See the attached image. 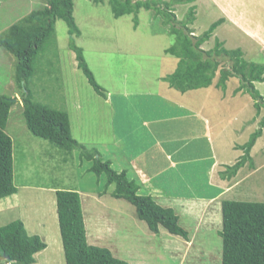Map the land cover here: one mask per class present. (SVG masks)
Wrapping results in <instances>:
<instances>
[{"label":"rangeland","instance_id":"obj_1","mask_svg":"<svg viewBox=\"0 0 264 264\" xmlns=\"http://www.w3.org/2000/svg\"><path fill=\"white\" fill-rule=\"evenodd\" d=\"M73 2V16L81 34L72 39L83 49L104 96L94 92L78 69L75 53L68 46V28L57 21V46L39 56L38 63L44 62L46 67L41 77L38 74L31 79L35 100L65 111L73 138L87 150H97L115 171L126 170L128 179L138 184L140 180L132 172L129 159L136 147L131 145L129 151V144L138 142L146 148L153 143L148 128L140 126L139 121L146 118L149 127L170 119L161 124L169 128L168 135L154 140L160 143L162 156L170 157V169L164 166L159 180L150 184H161L172 197L191 192V198L171 201L188 241L164 228L159 234L150 232L130 203L113 197L114 185L106 188L105 176L89 171L92 163L81 159L78 150L66 153L28 131L22 115L24 89L16 81V60L3 48L0 97L15 101L5 133L13 143V183L17 192L0 200V227L20 221L29 236L41 239L46 247L35 255V264H66L54 192L74 190L80 196L88 243L108 249L115 258L128 264H221V203H264V129L251 152L254 169L245 165L226 180L227 189L220 190L223 193L215 202L201 201L220 193L216 186H210L214 182L208 185L210 174L206 170L218 162L224 164L217 170L222 173L238 161L243 153L237 146L244 145L259 128L264 109L256 116L253 101L246 93L231 98L238 86L236 78L228 82L224 101L223 92L214 87L184 94L171 88L163 78L178 64L175 57L165 53L173 38L160 18H154L153 11L141 10L134 29L133 16L114 18L108 0L98 5L91 0ZM45 4V0H0V35ZM190 6H196L197 19L191 27L194 35H201L223 18L225 22L214 31V38L223 41L227 50L241 49L247 61L264 63V0H195L173 6L178 20L184 19ZM214 38L203 45L205 50L213 48ZM255 87L264 98V83H256ZM180 113L191 117L199 114L207 120L209 130L201 124H194L192 129L191 123L181 127L180 120L176 121ZM172 136L174 139H170ZM178 160L188 161L184 168L192 171L180 173L182 180L175 174L176 169H183L175 166ZM139 194L145 195L144 190Z\"/></svg>","mask_w":264,"mask_h":264},{"label":"trees","instance_id":"obj_2","mask_svg":"<svg viewBox=\"0 0 264 264\" xmlns=\"http://www.w3.org/2000/svg\"><path fill=\"white\" fill-rule=\"evenodd\" d=\"M194 1L108 0V5L116 19L132 15L134 29L138 26L137 16L141 10L153 11L154 18H160L167 34L173 38L172 45L165 53L178 60L175 71L163 78L171 88L184 94L214 87L223 92L224 99L228 82L236 78L238 86L232 90L231 98L239 93L248 94L256 109V116H259L261 109H264V98L255 84L264 83V63L249 62L241 49L227 50L223 41L214 38V31L225 22L223 18L213 22L201 35H194L191 27L197 19L196 6L189 7L183 20L177 19L173 7ZM91 2L98 5L104 0ZM45 3L0 35V48L16 60V81L24 89L21 98L22 115L28 131L66 153L78 150L81 159L85 158L92 163L89 171L98 176L104 175L106 188L114 185L113 197L130 203L135 208L138 219L145 222L150 232L159 234L160 228H164L169 234L188 241V233L180 227L179 217L172 207H163L150 195H140V185L128 179L126 170L115 171L111 162L104 161L97 150L89 151L73 138L65 111L53 109L35 100L31 79L38 74L41 77L42 68L46 67L44 62L41 65L38 63L39 56L47 48L57 46V21L63 22L68 28V46L75 53L78 69L94 92L104 96L103 89L84 59L83 49L72 39V36L78 37L81 34L73 16V0H45ZM212 38L215 42L213 48L205 50L203 45ZM14 103L15 101L0 97V200L17 192L13 183V143L5 133L9 111ZM263 129L264 116L249 140L244 145L237 146L243 154L233 166H227L224 172L219 173L221 179L230 180L245 165L250 170L254 169L251 152L256 140L262 136ZM141 146L136 142V147ZM130 147L131 144L129 151ZM54 194L66 264H128L115 258L108 249L88 243L78 192L56 189ZM221 215V264H264V203L223 201ZM45 247L38 236L27 234L20 221L0 227V258H3L0 259V264H35V255Z\"/></svg>","mask_w":264,"mask_h":264},{"label":"crops","instance_id":"obj_3","mask_svg":"<svg viewBox=\"0 0 264 264\" xmlns=\"http://www.w3.org/2000/svg\"><path fill=\"white\" fill-rule=\"evenodd\" d=\"M223 96H221L222 98ZM227 98V96L223 99L222 101H224ZM146 118H141V120L139 121L140 126H142L143 128H148V130L146 131L151 138H153V143L149 146H147L145 148V146H141L140 147H136V143L135 142H131V145H135L134 147H136L135 149H139V150H135L131 152V155L129 157V159L131 160L130 165H132V172L135 175H138L137 177L140 180V190H144V194L145 195H150L152 197L155 198V200L162 205L163 207H171L173 206V204L171 203V201L173 203H178L180 200L174 201L173 199H183V198H191V192L188 194H184V193H179L177 195V197H172L171 195H169L168 192L165 191V189L162 187L161 184L157 183L156 184H150V182L154 179H158V177L163 174L165 172V167H167L166 170H169L170 167L167 166V162H170V157L169 156H162L163 154V150H159L160 143L157 141H154L156 136L161 135L162 137L164 135H168L169 133V128H164L163 126H161L162 123H169L171 120L169 119L167 122L164 119H161L157 124L155 125H151V126H147L146 125ZM180 120V126L181 127H185L186 124L190 125L189 123H191V129L192 126L195 125H203L205 126V131L209 130V128L207 127L208 125L205 124V122L207 121L205 118H202V116H200L199 114H193V117H191L190 115H185L183 113H180V117L176 120L179 121ZM175 121V120H173ZM188 121V123L186 122ZM173 129V127H172ZM199 128L196 127V130H198ZM166 130V132H165ZM212 134V132H209ZM202 134V130L200 131V135ZM170 139H174V136H172V138ZM172 150V149H171ZM236 150V149H235ZM174 155L177 154L176 150H173ZM188 161L183 160L182 162L180 160L177 161V163L175 164V166L178 167H182L183 169L181 170V172H179V169H176L177 172L175 173L176 175L181 173V175H185L183 173H189L191 174V168H184V166L187 164ZM217 162V161H216ZM173 164L175 163V161L172 162ZM224 165L223 163H212V165L210 167H208V169L206 170L207 174H210V178L208 179V185L210 186H216L218 188V192H220V190L222 188H224V192L227 189V182L226 180H221L220 176H219V172H217V170H219V167ZM152 169V170H149ZM183 172V173H182ZM180 175V178H181ZM215 175L217 176V178L215 177ZM186 179V177H185ZM189 179H191L189 177ZM159 180V179H158ZM182 180V178H181ZM211 181V182H210ZM182 185H186L182 182ZM162 187V189L160 188ZM189 187H187L188 189ZM190 189V188H189ZM139 190V192H140ZM223 192L218 193L217 195L211 196V197H203L201 201H204L206 203L209 202H215L217 201V197L222 194ZM190 196V197H188ZM199 201V197H197ZM189 201V200H186ZM176 211H178L176 209ZM177 213V212H176ZM210 220V219H209Z\"/></svg>","mask_w":264,"mask_h":264},{"label":"water","instance_id":"obj_4","mask_svg":"<svg viewBox=\"0 0 264 264\" xmlns=\"http://www.w3.org/2000/svg\"><path fill=\"white\" fill-rule=\"evenodd\" d=\"M0 259H3V258H0Z\"/></svg>","mask_w":264,"mask_h":264}]
</instances>
